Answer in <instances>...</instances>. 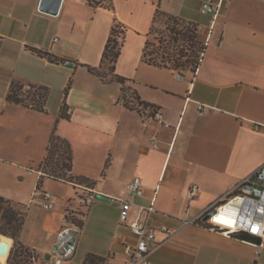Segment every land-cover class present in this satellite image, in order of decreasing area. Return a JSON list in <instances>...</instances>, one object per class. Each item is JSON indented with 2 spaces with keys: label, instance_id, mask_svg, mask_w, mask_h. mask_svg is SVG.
Returning <instances> with one entry per match:
<instances>
[{
  "label": "crops",
  "instance_id": "crops-1",
  "mask_svg": "<svg viewBox=\"0 0 264 264\" xmlns=\"http://www.w3.org/2000/svg\"><path fill=\"white\" fill-rule=\"evenodd\" d=\"M110 1L113 10L62 0L51 15L38 9L40 0H0V196L23 213L16 242L32 252L34 264H49L66 214L85 208L77 249L63 264H83L89 253L105 264H122V243L134 236L121 223L115 199L125 197V183L138 176L144 191L133 200L130 216L157 187L151 222L172 232L156 234L161 245L148 256L151 262L264 264V250L255 255L252 240L199 222L181 226L264 163V0L223 3L212 28V15L200 12L206 0ZM157 6L197 25L205 48L192 80L188 72L179 79L176 71L143 60ZM113 17L126 28L115 72L152 106L141 113L123 106L119 83H103L84 66L99 65ZM28 47L63 61L50 62ZM13 81L48 87L46 112L7 101ZM64 102L68 119L59 118ZM149 111L161 118L146 119ZM53 132L71 145V177L37 173ZM71 181L89 184L110 200L82 207ZM192 183L199 192L189 199ZM41 191L52 194L50 209L40 205ZM0 237L7 244L0 264H7L15 240Z\"/></svg>",
  "mask_w": 264,
  "mask_h": 264
},
{
  "label": "trees",
  "instance_id": "trees-1",
  "mask_svg": "<svg viewBox=\"0 0 264 264\" xmlns=\"http://www.w3.org/2000/svg\"><path fill=\"white\" fill-rule=\"evenodd\" d=\"M90 5H103L109 10H113L110 0H87ZM157 24L161 27H157ZM126 28L123 24L113 17V23L109 35L103 48L100 63L97 67L84 65L87 70L96 75L103 83L116 82L121 86L120 101L123 106L130 110L141 113V108L152 107L140 99L136 90L127 85L128 79L118 75L115 72V63L120 55L121 48L125 39ZM150 35H154L151 39ZM146 40L142 48L143 60L153 66L172 69L181 74L185 72L194 73L199 66L201 54L205 46L197 38V25L191 21H186L180 17L167 14L157 6L154 10L150 28L146 34ZM28 49L48 61L58 63L63 59L34 47ZM30 89L25 93L24 84L19 81H13L6 95V100L20 104L37 111L46 112V101L49 95V89L43 85L28 84ZM69 83L65 88L66 96ZM151 112V111H149ZM70 112L64 102L59 111V118L68 119ZM44 169L45 176L54 179L62 177H71L72 169V149L70 143L52 133L46 155L39 164ZM39 187V181L37 183ZM23 222V213L15 210L10 201L0 196V233L8 235L15 240L7 260V264H22L21 261L26 255L33 256L27 248L16 242ZM82 225V222H79ZM3 236V235H2ZM245 240H255L250 235L244 233L235 234ZM83 264H105V259L94 254H87Z\"/></svg>",
  "mask_w": 264,
  "mask_h": 264
},
{
  "label": "built area",
  "instance_id": "built-area-1",
  "mask_svg": "<svg viewBox=\"0 0 264 264\" xmlns=\"http://www.w3.org/2000/svg\"><path fill=\"white\" fill-rule=\"evenodd\" d=\"M228 1L206 0L201 4L200 12L212 15L210 28L213 27L220 5ZM54 40L56 41L57 38ZM202 55L203 53L201 57ZM195 72H188L191 80L194 78ZM176 73L177 78H184V74ZM197 108L204 111L205 105L198 104ZM145 118L159 120L161 113L159 111L146 113ZM152 145L156 146L155 137L152 139ZM37 173L39 176L46 175L41 169ZM70 184L75 187L74 199L80 206L88 207L96 200V192L89 184L72 181ZM124 189L125 197L116 198L115 201L120 207V221L127 225L134 239L122 243L124 256L122 264H158L148 259V256L161 245V242L156 240V234L162 232L169 235L172 232L165 225L154 226L151 222L155 212L157 187L153 189L149 203L137 205L136 213L132 217L130 214L133 200L142 196L144 185L140 177L133 176L125 183ZM198 192V185L192 183L187 189V197L193 199L198 196ZM52 197L51 193L41 191L39 193L40 205L45 209H50L53 205ZM211 211L212 213L203 219ZM198 222L211 231L221 232L228 236L238 233L250 235L255 239L250 241L254 246L255 255L264 250V163L253 173L239 181L229 193L206 206L192 218L182 219L181 226ZM80 232L81 226L70 222H67L57 231L49 264H63L73 257L77 249Z\"/></svg>",
  "mask_w": 264,
  "mask_h": 264
},
{
  "label": "water",
  "instance_id": "water-1",
  "mask_svg": "<svg viewBox=\"0 0 264 264\" xmlns=\"http://www.w3.org/2000/svg\"><path fill=\"white\" fill-rule=\"evenodd\" d=\"M61 2H62V0H40L39 5H38V9L41 12H46L48 14L55 15L58 13ZM95 199L101 200V201H109L110 197H107V196L100 194V193H96ZM211 213H212V211L210 213L206 214L203 217V219H206ZM6 249H7V244L0 242V253L4 252Z\"/></svg>",
  "mask_w": 264,
  "mask_h": 264
},
{
  "label": "rangeland",
  "instance_id": "rangeland-1",
  "mask_svg": "<svg viewBox=\"0 0 264 264\" xmlns=\"http://www.w3.org/2000/svg\"><path fill=\"white\" fill-rule=\"evenodd\" d=\"M55 15H56V14H55ZM159 25H160V24H159ZM159 25L157 24V27H161V26H159ZM153 37H154V35H150V36H149V38H151V39H152ZM70 83H71V81H70ZM29 90H30V89L27 87V85H24L23 91H25V93H26V92L29 91ZM41 170L44 171V169H41ZM53 187L56 188V186H53ZM84 210H85V208H82V210L79 211V215L73 214V213H72L73 211L68 212V213L66 214L67 219L69 220L68 222L80 226L79 222L82 221V214L84 213ZM1 236H2V235H1ZM28 251H29V250H28ZM29 252H30V251H29ZM21 263H22V264H34V260L32 259L31 255H30V256H29V255H26L25 257H23Z\"/></svg>",
  "mask_w": 264,
  "mask_h": 264
},
{
  "label": "bare ground",
  "instance_id": "bare-ground-1",
  "mask_svg": "<svg viewBox=\"0 0 264 264\" xmlns=\"http://www.w3.org/2000/svg\"><path fill=\"white\" fill-rule=\"evenodd\" d=\"M0 241L2 242V241H4V238H2V237H0ZM6 251V250H5ZM4 251V252H5ZM4 252H2V253H4ZM0 257H1V254H0Z\"/></svg>",
  "mask_w": 264,
  "mask_h": 264
}]
</instances>
